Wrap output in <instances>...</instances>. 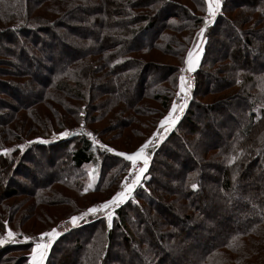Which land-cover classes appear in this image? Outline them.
<instances>
[{
  "label": "trees",
  "instance_id": "16d2710c",
  "mask_svg": "<svg viewBox=\"0 0 264 264\" xmlns=\"http://www.w3.org/2000/svg\"><path fill=\"white\" fill-rule=\"evenodd\" d=\"M180 2L0 0V58L19 50L35 58L34 65L26 59L27 70L15 68L12 60L10 71L0 68V238L5 239L0 264H31L34 241L48 232L30 221L37 214L36 202L9 210L22 192L14 182L21 178L18 170L32 172L27 167L35 166L34 150H52L33 140L42 136L39 129L68 128L84 107L99 115L95 120L103 115L118 124V129L103 131L117 130L112 138L116 145L101 143L114 151L94 148L73 135L53 149L60 156L50 158L47 180L39 182L34 174L27 180L30 193L24 198L48 191L51 203L58 196L67 198L60 205L67 206L68 217L73 212L80 216L71 196L55 186L73 191L71 184L79 189L88 180L89 193L97 196L89 201L110 199L132 169L117 153L140 147H123L137 138L140 116L150 101L169 107L180 88L177 67L166 66L156 53L177 57L198 47L204 54L192 107L158 150L149 152L151 164L141 188L115 212L113 228L99 215L90 223L83 217L80 227L56 239L46 264H167L164 242H197L182 229L190 221L208 237L199 242L201 251H180L184 264H264V0H222L213 24L204 19L209 15L206 0H194L196 9ZM187 33L193 38L185 41ZM32 83L35 94L29 89ZM20 84L28 87L27 98L13 94ZM50 97L58 106L49 114L44 107ZM209 97L217 103H205ZM210 118L214 127L207 123ZM127 131L132 137L124 143ZM4 149L11 152L5 155ZM172 164L180 170L163 173ZM92 165L97 166L94 183L85 169ZM163 177L169 178L168 185ZM25 225L34 233L26 232ZM8 230L30 239L23 245L9 241Z\"/></svg>",
  "mask_w": 264,
  "mask_h": 264
},
{
  "label": "rangeland",
  "instance_id": "374dc122",
  "mask_svg": "<svg viewBox=\"0 0 264 264\" xmlns=\"http://www.w3.org/2000/svg\"><path fill=\"white\" fill-rule=\"evenodd\" d=\"M183 2H186L187 7L191 8V9H196V6L198 4L197 2L195 3L194 0H181L180 3L183 4ZM221 3H222V0H221ZM221 7H222V4H221ZM221 7H220V11L217 12V14L214 17L210 16V15H206L204 17L205 21L208 24L209 23L213 24L215 22L216 17L219 16V14L221 12ZM201 9L202 8L199 7V10H201ZM202 28L205 29L204 27H202ZM198 32L199 33H197V34H199L200 37L203 36V33L201 34V30H199ZM184 33H186V32H184ZM168 35L171 36V34H168ZM183 36L184 37L185 36H187V37L189 36L188 37L189 39L183 38L185 41L186 40H191L192 33L188 34V35L184 34ZM228 39L232 40V38H228ZM179 40H180L179 43L181 44V39L178 38V41ZM199 48L200 47H198V49L196 51L200 50ZM217 48H221L220 44L217 45ZM182 53H183V51H181L179 54L176 55L178 58L174 57L172 55L170 56L169 53L162 52V51L160 53H156V54H157V57L159 58V60L163 61L164 64L166 63L165 64L166 66L167 65L168 66L172 65L174 67H177V70L179 72V74H178L179 78L181 77V75H183L185 77V86H186V89H187V96H185V94L183 92H181L180 88H179V91L177 93H175V95L172 96L173 98H171L170 102H168L169 107H165L163 109H162L161 101H159V102L158 101H150V103H149L150 107L145 109L146 112L143 113V116H140L141 117V120H140L141 121V123H140L141 126H139L137 128L138 129L137 138H135L134 136L132 137V135L129 133V131H127L125 133V136L123 138V142L125 143L126 140H131V137H132V140H131L132 143L131 144L128 143V142L125 143V146H123V144H122V146L124 147L125 150H133L135 148H138L142 144H144L146 141H148L150 139L152 141V139H153V142L149 145V147L145 151V155L148 157L149 162H148V166H147L146 171L144 172V174L142 175V177L140 179L139 184L133 189L131 195L124 202H122L119 205L110 206L109 209L102 211V213L101 212L95 213V214L90 213L87 216H85L84 222L90 221V218L92 216H93V218L95 216V219H98V215L100 217L105 218V219L108 220V218H107L108 217V213L111 212L112 219H111V225L109 227L113 228L114 221L116 223L117 220H118L115 217V212L117 210H119L120 208H124L125 206H127L128 205L127 201L132 199L134 197L135 193L137 192V190L141 188V184H142L146 174L148 173L149 168H150V164H151V162H150V160H151L150 157L151 156L149 155V152L151 150H158V148L161 146L163 141L166 140L167 137L169 136V133L173 132L179 126L180 122L183 120V118L190 111V109L192 107V103H193V98H194V89H195L194 87L196 85V71L199 70V67H200L199 64L202 61L204 52L200 51L199 61L196 64V66L194 67L193 70H188V65L186 64V60L188 58V55L186 54L187 56L186 55L183 56ZM10 55H12V56H10ZM10 55L4 54L3 57L0 58V60H1L0 61L1 62L0 68L3 71L8 72V71L11 70L10 67H8L9 64H11V60L15 62V65H16V66L14 65L15 68H19L22 71L23 70H27L26 66H25V61H26L27 58H29V59L31 58V63H32V65H34L33 60L35 58L30 57L32 55V53H29V52L28 53H24V52H22V54H21V52L19 50L17 53L14 52L13 54H10ZM182 56H183V58H182ZM182 69L184 71H181ZM190 74H193V76L195 78L194 82H192V83H190V78H191ZM189 85H190V87H188ZM23 86L24 85H22V84L17 86L16 90H18V91L17 92L14 91L15 93H13V94L17 95L18 97H23V98L26 97L27 98L29 92L26 89H28V87L26 85L24 87ZM35 87H36L35 84H33V83H32V85L30 84L29 89L31 90V92L33 94L36 93V90H34ZM32 93H30V94L32 95ZM178 93H179V95H178ZM32 98H34L33 95L31 96V99ZM53 100H54V97H52V98L50 97L49 102L47 103L48 106L44 107V109L47 110V112L49 114H50V111L52 110V107L54 108V110H57V106L58 105L56 103L52 104ZM203 100H205V99H202V101ZM230 100H232V99H230ZM211 101L215 102L213 97H209L204 102L205 103L206 102L209 103ZM15 103H17V102H15ZM174 103L177 105L176 109H173V107H172ZM215 103H217V102H215ZM181 104L185 105L184 108H183V111L180 110V105ZM50 106H51V109H50ZM231 106L232 105H230L227 108H230ZM45 110H44V112H45ZM157 111H158V113H157ZM170 111L172 112V118L175 119V123L172 124L171 126H169V124L167 122L164 125H161V121L164 120V118L166 116H168ZM155 113H157V115H155ZM51 116L55 117L54 114H51ZM96 116H99V115L96 114V112L94 113L93 111L89 110L87 107H84L82 109V111L80 112V114L78 115V120L76 122L72 123L70 126L68 125L69 126L68 128L57 127L55 129L52 128L50 130L46 129L45 131H44L45 128H40L39 132H42L40 134L42 136L41 137H36L38 139L35 138L33 140H39L41 143L43 142L45 145H49V146H43V148H45V147L49 148L50 147V148H52V150L50 152L46 153V154H42L40 151L34 150V152L32 153V156L34 157L35 166L34 167H32V166L29 167L28 165H26V166H28L27 168H30V170L32 172H30L28 174V170H26V169H21L20 170L19 169L16 175L17 176L18 175L21 176L22 179L21 178L20 179L19 178H14V182H17V184L20 186V190L22 192L20 193L21 195L18 196L19 198H16L14 201L12 200V202L14 203V206L9 207V210L12 211V210L20 209L24 204H27V202L29 200H32L33 202L37 203L36 205L38 207L36 208V210H37V212H36L37 214L35 213L36 216L34 215V218L33 217L30 218L31 223L34 226H38V228L42 227V230L48 229V232H49L50 231V226L53 225L52 221H54V225L53 226L55 228H53V227L52 228L56 229L57 232L59 233L52 240L49 248L47 249V253H46V256L44 258L43 264H46V262L48 261L49 256H50V252H51V249H52V245L56 241V239L61 237V236H63V235L69 234L74 229L80 227L81 224H80V221H78L77 223L73 224L70 221L69 218L72 217V216H77V215H75L74 212H73L72 216L68 217L67 214L68 213L71 214V212L67 211V206L66 205H64V204L60 205V203L62 201L66 203V199L67 198H65V197L58 196L59 197L58 200L54 199V202L51 203V201L47 198V194H49L48 191H44L42 193H39L40 196L38 198L36 197V199L35 198H30V199L24 198V195L30 193L25 187L26 185H29L27 180L32 174H34L36 176L35 177L34 175H32V176H34V179L38 180L39 182L45 181V180L48 179L46 174H48V172L51 173V171H52V167H50V164H51L50 158H55V160H56V158L59 159V156H60L59 153H56L57 151H55V154H54L53 153V149H55V150L57 149V145H58L59 141H62V142L68 141V138L72 137V134L74 132H77L76 134H74L75 136L79 135L81 138L86 139L94 148H97V149H99V146H101V143L102 142L104 143V141L108 142L111 145H116L115 144V140H113L112 138H113V136L118 134V132H116L117 130L114 131V132H109V133H104L103 132L107 128H110L111 130L112 129H118V124L116 123L115 119L112 120V123H108V119L109 118H107V117L103 118V115H102L101 116L102 120L100 118L95 120L94 118ZM214 117H216V115ZM207 123H210V125L214 127V124H213L211 118H210L209 121H207ZM85 131H86V134H85ZM62 133H67V135H61ZM87 133H91L92 135L89 136V135H87ZM89 137H92V139H90ZM96 139L99 141V144H94L93 143V142H95ZM33 140H31L30 142H32ZM26 143H25L24 147H26ZM74 146H75L74 144L71 145V148L74 147ZM22 147H23V145H22ZM153 153H151V154H153ZM68 155H69V152H68V149H67L66 150V154L64 155L65 159L67 158ZM140 164L143 165V158H141L140 160L137 161L136 167L139 168ZM60 166H62V165H60ZM141 167H143V166H141ZM49 168H51V170H48ZM85 169L88 172H91L90 180H91V182L94 183L97 180L96 175L94 176V170L95 169L97 170V166L96 165H94V166L92 165V166L86 167ZM164 170L162 169L163 173L167 174L170 171H176L177 170V172H178L180 169H179V166L177 164H172L171 170L170 169H164ZM132 175H134L133 168L130 169V171L126 174V176L124 177L122 182L120 181V183H119V185H118V187H117L115 192L121 191L122 190V185L125 182H128L129 178ZM163 178L165 179V181L167 182V185H168L170 183V181L168 180L169 178H165V177H163ZM19 181H21V182H19ZM246 182H248V180ZM263 184H264V181H263ZM70 186L73 189V191H70L71 189L68 190L65 187H62L60 185H56L55 188L60 190V191L61 190L65 191L67 193V195L71 196L70 202H72V203L74 202L73 206L74 207L76 206L75 208L78 209V213L79 214H81V212L83 213L84 211H86L89 207H93L95 205L100 204L95 199L93 201H89L93 197H97V196L96 195H91L89 193L91 191V189L89 187H87L88 186V180H87V184H86L85 187H83L80 184V187H79L80 190L78 188H75V186H73L72 184ZM86 189H87V191H86ZM68 191H70L71 193H69ZM236 191H238V189ZM52 195L53 194L50 191V196H52ZM235 199L236 200H240L241 197H235ZM50 204H52V206H50ZM75 208H72V209H75ZM24 210L25 209H23L22 212ZM46 212L48 213V215L45 214ZM125 213H127V211H125ZM64 214H65V216H61V215H64ZM81 223H82V221H81ZM87 223H90V222H87ZM107 223L109 225V221ZM208 226H210V229L213 227L211 225H208ZM194 227H195V224H193L191 221L190 222H185V223L183 222V224H182V229L184 228V232H186V234H188L189 236H191L193 239H195L197 241V242H195V244H193V243H186V244L185 243H183V244L176 243L174 245H169L168 243L164 242V246H165L164 247V252H165V255L168 256V260H169V263H167V264H184V260L180 256V251L181 250H186L187 249V250H192V252H193L194 249L197 250V251H201V249L204 248V245L200 244V243H203V241L208 237V232L206 234L204 230H201V231L198 230V229L195 230V229H193ZM24 229L26 230V225L24 226ZM17 231L21 232L20 230H17ZM27 231L34 233V230H30V227L28 228V230H26V232ZM43 233H45V232H43ZM16 235H17V233H16ZM9 241L15 242V243H17L19 245H23L24 243L28 242V240L22 239L19 236H15L13 239H9ZM210 241H211V238H209L207 240V243H209ZM37 242L47 243L48 242V237H45L43 239V241H41V240L34 241L35 244ZM35 244H34L33 247H35ZM189 244H191V246H189ZM212 245L214 246L213 243H212ZM29 257L31 259L30 262L32 264V250L30 252V256Z\"/></svg>",
  "mask_w": 264,
  "mask_h": 264
},
{
  "label": "snow or ice",
  "instance_id": "6c2138e0",
  "mask_svg": "<svg viewBox=\"0 0 264 264\" xmlns=\"http://www.w3.org/2000/svg\"><path fill=\"white\" fill-rule=\"evenodd\" d=\"M207 3V12L210 16H215L217 12L220 11L221 7V0H206ZM204 29H201V34L203 33ZM199 35V34H198ZM200 51L198 50L196 52L189 51L188 52V58L186 60V64L188 65V70H193L196 64L199 61L200 58ZM181 71H184L183 69ZM190 87V85L188 86ZM180 91L187 96V89L185 86V77L181 75L180 77ZM179 95V93H178ZM184 104L180 105V110L183 111ZM173 109H176L177 105L174 103L173 104ZM168 123L169 126L175 123V119L172 118V112L170 111L168 116L164 118V120L161 121V125H164L165 123ZM61 135H67V133H62ZM87 135L91 136V133H87ZM152 143L151 139L146 141L144 144H142L135 152L133 153H124V152H118L117 155L123 157L125 160L130 161L132 164V168L134 170V176L131 179V182H125L122 185V190L117 191L110 199L107 201H104L98 205H95L93 207L88 208L85 212L81 213L80 216H72L70 217V221L75 224L77 223L80 219L83 217L87 216L88 214L92 213H99L101 211L107 210L110 208V206L114 205H119L122 202H124L132 193L133 189L139 184L140 179L144 172L147 169L149 159L145 155L146 149L149 147V145ZM22 147V146H21ZM102 148H104L106 151H114L111 148H108L107 146L101 145ZM4 154L7 155L11 150L9 149H4ZM143 158V167L137 168V161ZM88 187H92L91 184L88 185ZM192 187L195 189L196 185L193 184ZM87 191V189H86ZM108 221H109V226L111 225V219H112V214L111 212L108 213ZM59 233L57 232L56 229H52L49 232H45L41 234L40 240L43 241L45 237H48V242L43 243V242H37L35 244V247L32 248V264H43L44 258L47 253V249L49 248L52 240L58 235ZM16 236V233H14L11 230H8L7 232V238L8 239H13ZM30 239L29 237H25V240ZM5 239L0 238V243H4Z\"/></svg>",
  "mask_w": 264,
  "mask_h": 264
},
{
  "label": "built area",
  "instance_id": "2783aa9c",
  "mask_svg": "<svg viewBox=\"0 0 264 264\" xmlns=\"http://www.w3.org/2000/svg\"><path fill=\"white\" fill-rule=\"evenodd\" d=\"M190 77H191V78H190V83L194 82V79H195V78H194L193 74H190ZM192 79H193V80H192ZM76 133H77V132H74V133L72 134V136H73L74 134H76ZM81 134H82V133H81ZM85 134H86V131H85ZM83 135H84V134H83ZM89 138L92 139V137H89ZM88 140H89V139H88ZM90 141H91V140H90ZM93 143H94V144H99V141L96 139L95 142H93ZM139 166L141 167V166H143V165L140 164ZM133 176H134V175H132V176L129 178L128 183L131 182V179L133 178Z\"/></svg>",
  "mask_w": 264,
  "mask_h": 264
}]
</instances>
